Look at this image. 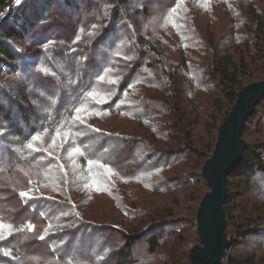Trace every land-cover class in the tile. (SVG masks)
Returning <instances> with one entry per match:
<instances>
[{
    "label": "trees",
    "instance_id": "obj_1",
    "mask_svg": "<svg viewBox=\"0 0 264 264\" xmlns=\"http://www.w3.org/2000/svg\"><path fill=\"white\" fill-rule=\"evenodd\" d=\"M33 1L26 0L19 7V13L25 14L30 10L28 5ZM61 1L64 2L60 7L63 12L59 16L53 15V20L51 17L47 21L45 19V25H42L44 20L35 14L37 11L34 6V20H24L26 33L16 27L5 26L2 30L0 55L19 64V68L9 72L0 66V96H4V100L10 103L6 108L3 103L0 104V225H3L0 229V264H131L133 247L142 238L136 227L124 229L109 225L103 232V235L110 232L123 236L126 245L116 254L117 249L112 244L93 256L84 254L80 247L66 244L69 238L76 243L93 227L85 225L80 233L70 229V226L82 220L76 221L73 218L79 211L75 203L79 191L89 184V187L97 191H104L100 183H92L87 178L77 176L72 170V163L81 165L84 174L89 176L97 168L94 162L99 163L101 157H105L100 149L108 146L106 142L117 141L121 145L126 143L135 148L133 141L141 137L149 146L146 152H152L148 158L157 159L155 162L159 166L154 165L153 169H162L165 157L167 161L171 157L189 154L201 171L215 146L216 136L198 145L194 141L196 127L202 125L208 133L218 130L215 114L219 108L222 110L228 105L223 122L226 121L238 99L237 94L245 87L242 76H249L250 64L243 51L237 63L235 56L228 51L222 57L217 53L214 48L215 35L211 33L207 38L201 31L203 21L199 16L203 9L200 6L205 7L201 0H193L187 17L183 19L171 13L178 0L167 1L160 8L155 18L157 26L153 27L151 33L145 26L142 30V26L137 24L138 15L131 9V3L143 1L139 12L144 16L152 4L157 5L161 0ZM186 1L183 2L184 7ZM49 2L51 0H47L46 4ZM210 2L213 3V0ZM241 2L244 3L250 23L258 25L255 32L264 35V18L254 1ZM5 5L6 0H0V8ZM193 7L196 9L192 11ZM169 12L168 16L177 33L176 43L186 45L185 49H181L184 58L178 63L170 60L169 55L174 51L171 42L160 35V26ZM63 17L69 18L70 23H63ZM246 27L254 31L250 25ZM122 33L134 34L135 40H131V37L123 42L126 34ZM263 37L255 44L250 39L245 40L239 45L237 53L244 47V51L249 54L255 47L258 51L260 49L259 54H264ZM11 39L24 40L28 52L22 55L18 48L10 49L8 46ZM115 40L119 41L120 46L109 52ZM141 76H144L142 82L138 80ZM135 92L134 98L127 96ZM263 102L264 99L247 121L243 139L248 122ZM134 109L143 116L153 114L164 119L160 128L164 132L151 130V134L139 114L130 115L134 123H130L127 128L122 126L119 131L111 130L118 135L100 128L98 121L107 119L108 113L127 116ZM206 118L210 122L204 126ZM91 128L93 132L87 133ZM106 132L114 140L107 137ZM7 138L10 141H6ZM5 143L7 147L2 146ZM252 148L248 143L242 161L228 179L225 209L226 234L230 245L221 264H257L255 255L247 256L245 261L238 263L230 257L231 250L244 244L247 235L244 233L235 237L229 236L228 232L231 221L236 228L245 225L246 221L253 224L251 218L241 223L238 216H233L227 207L233 202L230 191L234 174L246 176L249 181L254 171L264 172V158ZM112 153L110 160L106 159L101 164L106 171L103 176L108 175L107 183L110 173L128 180L137 175L135 169L131 177L127 176L125 167L115 161V158L118 160V151L113 159ZM7 156L9 161L1 162ZM187 166L188 161L185 162V168ZM166 169L155 175L159 181L161 176V184L165 185L166 190L170 185L188 184L183 176L174 180L176 182H169ZM20 173H25L26 178L19 181L20 187H13L22 209L12 213L2 207V203L6 202L3 199V186H8L7 179H18ZM204 181L205 184L196 185L192 189L188 200L194 193L196 204L200 203L209 191ZM116 183L107 184V188ZM153 185L156 188V182ZM165 213L166 210L155 216L161 217ZM258 224L264 229V220ZM155 225L158 226L151 227L143 238L150 244V251L157 255L163 249L159 237L165 225L162 222ZM182 246L178 249L181 250ZM113 259L117 262L113 263ZM162 260H155L154 264H164Z\"/></svg>",
    "mask_w": 264,
    "mask_h": 264
},
{
    "label": "rangeland",
    "instance_id": "obj_2",
    "mask_svg": "<svg viewBox=\"0 0 264 264\" xmlns=\"http://www.w3.org/2000/svg\"><path fill=\"white\" fill-rule=\"evenodd\" d=\"M46 1L47 0H35L32 3L30 2L28 5L30 10L25 14H21L18 9L14 15V8L20 3V0H6V5L0 8V22L3 21L0 24V40L2 41V30L5 26L12 28L16 27L26 33L24 20H34V6L37 11L35 14H37L41 20H44L42 25H45L49 17L53 20V15L59 16L60 13L63 12L60 7L64 5V2L61 0H51V3L49 2L48 5L46 4ZM167 1L169 0H161L157 5H154L155 3L152 4L150 6V11L144 16L143 14L141 16L139 12L140 5L143 1L141 3L138 2L137 4L132 1V5L130 4L131 9L138 15H136V20L139 22L137 24L142 26V30H144L145 26V28L149 29V32L151 33L153 27L155 25L157 26L155 18L158 17L157 15L160 8L166 4ZM252 1H254L255 7L264 18V0ZM183 2L184 0H178L176 6L171 10V13L175 16L177 15L181 17L180 19L187 17L189 7L193 0H187V5L185 7ZM201 2H203V5L205 6H200V8L203 9V11H200L203 13L201 15L199 14V19L203 21L201 31H203L207 38L210 37L211 33L215 35L214 48L217 50V53L222 57L226 54V51H228V53L235 56V62L237 63L239 62L241 52L243 51L250 64V69L248 71L249 76H242L244 86L253 82L264 81V54L258 53L260 52V49L258 48V51L254 47L248 54V52L244 51L245 48L242 47L237 53L239 45L244 43L245 40L250 39L255 44L264 36L259 33V31L255 32L258 25H256V23H250L251 20L247 17L248 14L246 13L244 3H240V0H213V3H211L210 0H201ZM8 9L10 10L9 13L6 12ZM194 9H196V7H193L192 11ZM169 14L170 12L167 14L164 23L160 26V35H162L165 40L167 39L168 42H171L170 46L174 51L169 55L170 60L174 63H178L184 58L181 49H185L186 45L183 43H176L177 33L174 31V24L171 17L168 16ZM63 18L65 21L63 23H70L69 18ZM248 25H250L254 31L247 30L246 26ZM122 34H126V38L123 42H126L128 38L131 39V37V40H135L134 34ZM199 36L203 37L201 35ZM234 42H236V44H233ZM205 44L208 46L207 42ZM110 46L112 48L109 52L111 50L115 51V49L120 46L119 41H113ZM8 47L10 49H12L11 47L18 48V50L21 51V53H19L22 55H25L28 52L24 40L21 39H11ZM262 48L264 49V45H262ZM189 51H186V53ZM210 51H212L211 47ZM12 52L16 55L15 51L12 50ZM19 60L22 61L21 58H19ZM190 63H192L191 60ZM18 65L0 55V66L5 70L9 72L16 71L19 68ZM143 79L144 76H141L138 80L142 82ZM127 96L134 98L136 92L129 93ZM2 103L5 106L4 108L10 105L8 101L4 100V96H0V104ZM130 105L132 104H129V106ZM228 109L229 107L226 105V108L224 106L222 110L219 108L216 112L215 117H217V128L224 123L223 121ZM128 114L129 115L127 116H122L116 114V112L111 114L108 113L107 116L109 117H107V119H100L98 123L101 126L100 128L106 130L112 135H118L111 130L114 131L115 129L116 131H119L118 129L122 126L127 128L130 123H134L131 122L132 117L130 115L139 114L141 118L144 119V122L149 129L148 131L151 134L153 133L151 130L160 131L161 133L164 132V129H160L162 128L161 122H165L164 119L161 120V117L153 114H146L143 116L141 112L135 109ZM209 120L210 119L207 118L205 119L203 122L204 126L210 122ZM247 127L248 129L244 134V139L250 143L253 150L258 151L260 155L262 154V158H264V102L259 106L254 117L248 122ZM196 128L197 130L194 133V141L198 145L202 142L209 141L213 136H216L215 139H217L219 128L218 130L213 128L215 131H212L211 133L205 131V128L202 125H199ZM92 132L93 129L91 128L87 133ZM107 132L106 136L113 139V137ZM5 140L10 141L8 138ZM133 142L140 146V148L136 145H134L135 148H133V146H127L126 143L121 145L120 143H117V141L106 142L108 146H104V148L100 149L101 154H104L105 157L102 156L99 163L94 162V164L96 163L97 168H92L93 173L89 176L88 174H84L85 170H83L81 165L75 164V162L74 164L72 163V170L77 176L87 178L92 183H100L104 191H97L89 187L90 184L79 191L80 193L77 194V198L75 199L79 211L73 215V218H75L76 221L82 220L76 222V224L74 223L70 226L72 227L70 229H72L71 231L73 232L76 231L80 233L83 230L82 227L85 225L93 227H90V231L84 233L81 239H76V243L73 242L72 238H69L66 244L68 243L76 248L80 247L81 249H79L84 252V254H88L87 256H93L94 254L98 255L105 247L112 244L113 247L117 249L115 251L116 254L121 248L124 249V246L126 245L123 236L119 234L115 235L110 232L104 233L103 235V232L110 227L109 225H116L115 227H121L124 229L136 227V230L140 231V233H138L139 236L142 238H140L133 247L130 259L131 264H154L156 262L155 260L161 259L165 262L164 264H190V258H188L189 252L192 247L201 242L199 241L197 226L195 224L199 203L196 204L194 193L190 195L189 200L188 195L196 185L205 184L204 178L199 175V172L201 173V171L199 170L196 161H194L189 154H184L179 157H171L167 161L165 157V159L162 160V169H153L154 165H159L155 162V160H157L156 158H148V155L152 152H146L147 147L149 146L146 145L144 139L142 140V138L139 137L138 141ZM93 143L98 144L95 141ZM2 146L7 147V144L5 143V145L3 144ZM141 150L145 152H141ZM117 151L118 160L115 158V161L125 167L126 175L131 177L135 169H137V175L128 180L117 176L116 173H110V180L107 183L108 175H105V177L103 176L106 171L104 167H101V164L106 159L108 161L110 160V152H113L111 154L113 159ZM179 151L180 150H177V152ZM119 153H121V155H119ZM6 161H9V156L3 158L1 162ZM186 161H188V166L185 168ZM166 167V178L169 179V182H176L174 180L179 179V176H183L185 180L188 181V184L180 183L178 185H170L168 190H166L165 185L161 184V176L160 181L155 176L160 174ZM25 176V173H20L18 179H7L6 183H8V186H3V199H6V202L2 203V207L12 213L22 209L21 204L15 196L13 186L17 185L20 187L21 184L19 181L22 178H26ZM251 176L252 179L250 178L248 181L246 176L241 177L234 174L231 180L230 192L232 193L233 202L229 203L227 207L228 209H231L233 216H238L241 223H244L247 218H251L253 224L250 225L249 222L246 221L245 225L236 228V226L233 225V221L230 222L228 230L229 236L236 237L238 235H243L244 233L247 235L245 239L246 242L241 244L239 248L232 249L230 257L235 259L236 263H238L241 260L245 261L247 256L255 255V259H258L257 264H264V229L258 224L264 220V172L254 171ZM115 181L117 182L115 186L107 188V184H113ZM153 182H156V188H154ZM164 210H166V213L163 216H155L156 213ZM159 222H162V224H164L165 227L168 226V228L164 227L163 229L165 230L160 234L159 240L160 243H162L163 249L161 253L156 255L150 251V244H148L143 237L147 235L151 227L156 228L158 225H155V223ZM86 228L89 229L88 227ZM178 245H183L181 250L178 249ZM231 258L229 260H231ZM229 260L227 261L229 262ZM112 262L116 263L117 260L113 259Z\"/></svg>",
    "mask_w": 264,
    "mask_h": 264
},
{
    "label": "water",
    "instance_id": "obj_3",
    "mask_svg": "<svg viewBox=\"0 0 264 264\" xmlns=\"http://www.w3.org/2000/svg\"><path fill=\"white\" fill-rule=\"evenodd\" d=\"M25 1L22 0L18 4L14 15ZM237 95L238 99L226 121L218 127L215 146L201 170L209 191L203 196L197 208L195 224L201 243L192 247L189 252L191 264H221L230 245L226 234L225 209L228 200V179L242 161L248 147L242 134L247 121L264 99V81L245 86Z\"/></svg>",
    "mask_w": 264,
    "mask_h": 264
},
{
    "label": "snow or ice",
    "instance_id": "obj_4",
    "mask_svg": "<svg viewBox=\"0 0 264 264\" xmlns=\"http://www.w3.org/2000/svg\"><path fill=\"white\" fill-rule=\"evenodd\" d=\"M22 195L27 196L28 194L27 193H23ZM2 228H3V225H0V229H2ZM32 230H34V228Z\"/></svg>",
    "mask_w": 264,
    "mask_h": 264
},
{
    "label": "bare ground",
    "instance_id": "obj_5",
    "mask_svg": "<svg viewBox=\"0 0 264 264\" xmlns=\"http://www.w3.org/2000/svg\"><path fill=\"white\" fill-rule=\"evenodd\" d=\"M21 1H22V0H20V2H21ZM18 4H19V3H18ZM18 4H17V6H18ZM17 6H16V7H17ZM16 7H15L14 9H16ZM6 12H8V13H9V12H10V10L8 9ZM6 12H5V13H6Z\"/></svg>",
    "mask_w": 264,
    "mask_h": 264
}]
</instances>
